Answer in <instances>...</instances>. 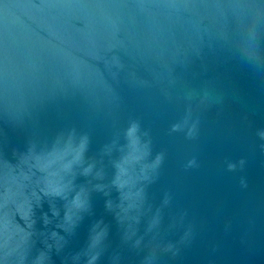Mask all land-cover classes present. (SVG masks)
Masks as SVG:
<instances>
[{"label": "water", "instance_id": "obj_1", "mask_svg": "<svg viewBox=\"0 0 264 264\" xmlns=\"http://www.w3.org/2000/svg\"><path fill=\"white\" fill-rule=\"evenodd\" d=\"M261 132L264 0H0V264H264Z\"/></svg>", "mask_w": 264, "mask_h": 264}, {"label": "clouds", "instance_id": "obj_2", "mask_svg": "<svg viewBox=\"0 0 264 264\" xmlns=\"http://www.w3.org/2000/svg\"><path fill=\"white\" fill-rule=\"evenodd\" d=\"M134 127H135V126H134ZM178 127H179L178 125H174V126H173V131L177 130ZM190 134H191V133H190ZM259 135H260V137H261L262 139H264V132L259 133ZM189 164H190V166H191V165H194V164H195V159H193L192 161H190ZM240 164L243 165V164H244V161L241 160V161H240ZM235 167H236V166H235L234 164H229V165H228V169H229V170H233Z\"/></svg>", "mask_w": 264, "mask_h": 264}]
</instances>
